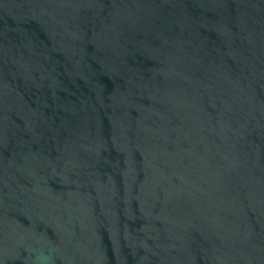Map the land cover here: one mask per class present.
<instances>
[{
  "label": "water",
  "instance_id": "95a60500",
  "mask_svg": "<svg viewBox=\"0 0 264 264\" xmlns=\"http://www.w3.org/2000/svg\"><path fill=\"white\" fill-rule=\"evenodd\" d=\"M0 264H264V0H0Z\"/></svg>",
  "mask_w": 264,
  "mask_h": 264
}]
</instances>
